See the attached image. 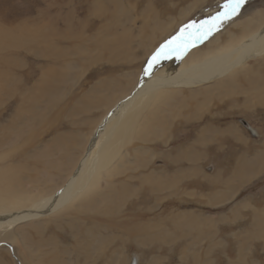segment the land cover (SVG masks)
<instances>
[{
	"label": "rangeland",
	"instance_id": "obj_1",
	"mask_svg": "<svg viewBox=\"0 0 264 264\" xmlns=\"http://www.w3.org/2000/svg\"><path fill=\"white\" fill-rule=\"evenodd\" d=\"M200 1L0 0V69L15 71L11 76L16 87L6 95L20 102L4 100L5 110L0 104V130L24 112L25 123L18 125L33 137L31 146L22 132L9 137L14 146L21 143L13 152L15 162L2 160L7 144L0 147V195L23 194L20 185L43 180V171L59 174L58 183L43 181L38 190L47 196L53 185L67 183L112 97L146 79L151 57L184 25L214 16L225 2ZM253 1L246 0L238 15L197 40L180 58L173 54L161 59L150 75L171 62L188 65L195 51H206L210 42L237 29L235 24L247 25L257 16L250 10L264 15V0ZM186 12L154 50L150 47L151 55L134 59L151 46L150 38L163 23L166 28ZM152 24L158 27L151 30ZM128 39L132 47L125 49ZM256 58L224 79L191 91L181 88L176 91L181 95L174 98L175 92L152 106L155 110L146 114L163 121L147 138L130 134L122 145L112 165L123 174L113 180L116 191L98 188L102 197L91 201V207L78 208L75 200L57 214L4 228L0 264H264V94L259 81L264 78V56ZM191 213L195 226L186 230L182 224L191 221L186 219Z\"/></svg>",
	"mask_w": 264,
	"mask_h": 264
},
{
	"label": "bare ground",
	"instance_id": "obj_2",
	"mask_svg": "<svg viewBox=\"0 0 264 264\" xmlns=\"http://www.w3.org/2000/svg\"><path fill=\"white\" fill-rule=\"evenodd\" d=\"M254 2H255V0L253 1V3ZM200 3H202V0L200 1ZM261 5H263V4H261ZM194 7H195V5L191 6V9L193 10ZM253 7L256 8V6H254V4H253ZM253 12H257L256 17L248 19L247 25L244 22L241 23V24L244 23L246 25V27L244 29L240 30V32L237 33V31H238L237 29L239 28V25H241V24H238V23L235 24L234 28L235 27L237 28V26H238V28L230 30L227 33V36H225V38H228V39H226L225 42L223 40L225 38H220V39L216 40L217 42H215V41L212 43L210 42L208 49L206 51H204L203 53H200V51H195L194 52L195 55H193L188 60V65H184L183 61L178 62V63L171 62L169 65L164 67L163 71H161L157 74H154V75H149L146 79L138 81L137 83H135L136 82L135 74L132 75L133 77L131 80L135 83L133 88L128 86V88H129L128 91L124 92L125 91V86H124L123 87L124 94H122L121 96L115 95L114 99L112 97V102L110 104H108L106 110L103 107L105 113H104L103 117L101 118V120L98 121V124L96 127L97 130L96 129L94 130V134L92 135V137L87 138L88 140L91 138L90 144L88 145V147H87V144L89 142L86 144V147H84L85 149L83 151L81 158L77 159L75 165H73L74 167L72 166V164L68 165V166H72L73 170H72L71 174L69 175V180L67 181V183L64 182V184L62 186L53 185L54 190L47 196L42 191H38V190L41 188V186H43V184H44L43 181H46V183H49L51 185H52V183H58V182H56V178L59 177V174L58 175L53 174L52 172H51L52 174H50L49 171H46L48 173L43 171V173L39 172V174H43V177H44L43 180H42V178L41 179L37 178L38 180H40V181H38V180H36V178H34L33 181H31V182L28 181V182H26V184L20 185L23 188L22 189L23 194L16 195L12 198L8 197L5 193L3 195H0V231L1 230L3 231L4 228H12V227L18 226V225L24 223L25 220L27 221V220L33 218V220H29V221L34 222V221H36L35 219H39V218L47 216V215L49 216V214H55V213L57 214L56 211L61 210V208L64 206L70 208V206L73 204V202L75 200L76 201L78 200L80 202V204H78L79 203L78 201L76 202V204H78V206H77L78 208H82V205L85 206L86 208L91 207L90 206L91 204L95 205V203H93L91 201H94V200L96 201L98 199V197H100V199H101V197H102L101 194L104 192L102 189H104V188L112 189V190H114L113 192H115L116 190H115V188H113V186L116 184L117 181L114 184L113 180L117 175L119 176V175H123V174H121L122 169L118 170V169L114 168L112 165L117 160V158L119 157L122 145L125 142H127L130 134L134 135L136 138H141V139L147 138V136L145 137V135L151 134V132L154 129H156V125H159V123L160 122L162 123V121H163L162 117L158 118L157 115H155V116L150 115L149 116L148 115L149 113L146 114V111L150 110V108H154L152 106H154L155 104L164 102V100L170 98V96L172 97L173 96L172 94H175V92L181 88L190 89V91H191V90L197 88L198 86H201L202 84L204 85V84H208L212 81H218L220 79H224L226 76L233 74V72L236 70V68H239V67L245 65L248 60L254 59L256 57L264 56V15L258 13V11H256L255 9L250 10V14ZM187 14H188V12L184 13L181 17H179L180 19H178L174 22H171V20L173 19L171 17L172 19H169V22H168V24L170 22H171V24L166 28H164V23H163V27H161V30L157 29L158 34H156L150 38V40L152 41L151 46H146L145 49H147V50L142 52L140 57H135L134 59H139V58L142 59V57H145V56L148 57L149 55H151L150 53L152 51L149 50L150 47H152V50H154L156 47V43L158 41H160L164 36H166V35L168 36L170 34V32L187 16ZM247 15H249V13ZM246 19H247V17H246ZM153 25L154 24H152V26H151V30L156 26L155 25L153 27ZM156 27H158V26H156ZM156 27H155V29H156ZM251 28H253V29L251 30ZM143 29H140V31ZM145 29H147V28H145ZM130 30L129 31L127 30V33H129V34H127L128 36L130 35ZM146 32H148V31H146ZM152 33L153 32H151V35H152ZM132 36H133V34H132ZM140 37L142 38V36H140ZM220 40H221V43H219ZM129 42H131V40L129 41V39H128V41L125 42L126 43L125 45H127V46H125L126 47L125 49H128L130 44L128 45L127 43H129ZM119 43H122V42H119ZM122 46L124 47V45H122ZM17 47H19V46H17ZM130 47H132V46L130 45ZM197 53L199 54V56L197 55ZM256 60H257V58H256ZM3 61H4V59H3ZM1 63L2 62L0 61V65H2ZM5 63H4V65H6ZM8 63L9 64H7V66H10V62H8ZM7 66H5V68ZM246 66H248V65H246ZM7 69H8V67H7ZM7 69H0V102H1L0 104H1V108H3L2 110H5V107L3 106L4 100L10 99L6 95L7 89L8 88L13 89V85L15 86V84H16V82L13 83V79H15V77L13 78L11 76L12 72L14 73L15 71H13L12 69H8V70ZM249 69L252 70V68H249ZM3 71H4V73H3ZM261 73H262V71L260 72V74ZM262 74H264V72ZM138 80H139V78H138ZM244 80H246V79L244 78ZM257 80H259V79H257ZM262 80H263V82H262ZM259 81H260V84L262 85L260 87V90L264 94V90H262L264 87V78H262ZM259 81H258V84H259ZM226 82H227V80L223 83L220 82L221 83L220 86H223L224 83H226ZM244 83H246V82L244 81ZM255 85H256V82H254V86ZM238 87H240V86H238ZM246 87H249V85L247 84ZM115 89H117V86L115 87ZM186 89H183L182 91H184V90L186 91ZM190 91H189V93H190ZM177 94H179V92L178 93L176 92V95H174L173 97L175 98V96H177ZM179 95H181V94H179ZM195 95H197V94H195ZM183 97H184V95H183ZM23 98H24V96H23ZM184 98H186V97H184ZM10 100L13 102V105H18L20 103L18 97H17V99H10ZM191 102H193V101H191ZM187 103H189V102H187ZM166 104H168V103H166ZM161 107H163V106H161ZM154 110H155V108H154ZM18 112L21 113L20 110ZM21 115L17 118L14 117L13 120L9 121V124H7L6 126L3 127V129H2L3 131L0 130V147L7 144L6 150L4 152L2 151L3 157L0 156L2 160L7 159L8 157H9V159L12 157L15 158V154L13 152L18 150L19 147L21 146V143H18V144L15 143V146H14L13 142H11V144L8 143V141H9L8 139L10 136L11 137L16 136L20 132H22L25 140L29 141V146H31V144H32L33 137H32V134L30 133L31 131L28 130L27 127H25V126L18 125V123H20V124L25 123V113L23 112V113H21ZM28 119H31V118L28 117ZM142 119L143 120L145 119V120H144V123L142 125H140V123H138V122H140V120H142ZM20 120H22V121H20ZM15 128H18V130H14ZM31 128H33V127H31ZM7 130L9 132H7ZM74 139H76V138H74ZM143 140L146 141V139H143ZM153 140H154V138H153ZM83 146L84 145H82V148H83ZM71 153H73V151ZM14 158H12V159H14ZM16 159H17V157H16ZM57 159H59V158H57ZM14 162H15V159H14ZM66 162H68V161H66ZM18 163H16V164H18ZM16 164H14V165L16 166ZM14 167H12L11 169H13ZM72 167H70V168H72ZM45 168H46V170H48L47 167H45ZM7 169H9V168H7ZM42 169H44V168L42 167ZM117 170L119 171V173H117ZM60 171H62V169ZM0 172L2 173V171H0ZM8 178H9V176H8ZM0 181H1V179H0ZM21 181L24 182L23 179H21ZM101 181L104 182L108 187H106L105 185H102ZM147 181H148V179H147ZM160 182L162 183V181H160ZM166 182H167V180H166ZM4 183L9 184L7 182H4ZM120 184H121V182H120ZM2 185H3V183H2ZM24 186H25V188H27L26 192H24L25 191ZM160 186H162V185H160ZM98 188H101V190L103 192L98 194V191H97ZM7 190L9 191V189H6V191ZM10 190L12 191L11 188H10ZM17 190H19V189H17ZM17 190H15V191H17ZM29 190L32 193H30ZM104 190H107V189H104ZM107 191H109V190H107ZM34 192H36L35 196H33ZM116 196H118V195H116ZM104 198H106V197H104ZM104 198H102L103 202L105 201ZM106 203L107 202L104 203L103 207H106ZM82 210L83 209H81V212H83ZM62 211H65V210H62ZM66 211H67V209H66ZM59 212H61V211H59ZM193 216L194 215L191 213L188 217H186V219H190L191 221H185L183 223L184 225L182 224L184 229L187 230L189 225H190V227L195 226V224L193 225L194 221H192ZM54 217H56V216H54ZM46 218H48V217H45V219ZM181 220H182V218H181ZM196 221H197V219H196ZM199 221H201V219ZM44 222L46 223V221H44ZM46 225H48V224H46ZM202 226H204V225H202V224L199 225V227H202ZM148 232L151 233L152 231L151 232L148 231ZM183 232H185V231H183ZM37 233H39V232H37ZM0 239H2V238H0ZM3 239H4V237H3ZM86 245H88V244L86 243ZM25 253H26V251H25ZM32 258H33V256H32ZM125 261H126V258H125Z\"/></svg>",
	"mask_w": 264,
	"mask_h": 264
},
{
	"label": "snow or ice",
	"instance_id": "obj_3",
	"mask_svg": "<svg viewBox=\"0 0 264 264\" xmlns=\"http://www.w3.org/2000/svg\"><path fill=\"white\" fill-rule=\"evenodd\" d=\"M246 3V0H225L222 10L206 20L192 21L180 29V33L162 45L151 57L145 69V75H150L152 69L161 59H167L175 54L177 58L183 56L190 46L196 41H203L213 32L218 31L223 24L239 14V10ZM195 37V39H193Z\"/></svg>",
	"mask_w": 264,
	"mask_h": 264
}]
</instances>
